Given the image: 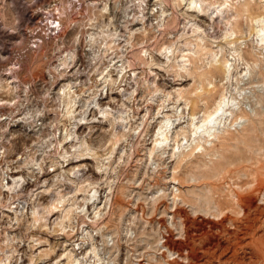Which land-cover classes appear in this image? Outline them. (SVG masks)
I'll return each mask as SVG.
<instances>
[{
	"label": "rangeland",
	"instance_id": "1",
	"mask_svg": "<svg viewBox=\"0 0 264 264\" xmlns=\"http://www.w3.org/2000/svg\"><path fill=\"white\" fill-rule=\"evenodd\" d=\"M0 264H264V0H0Z\"/></svg>",
	"mask_w": 264,
	"mask_h": 264
},
{
	"label": "bare ground",
	"instance_id": "2",
	"mask_svg": "<svg viewBox=\"0 0 264 264\" xmlns=\"http://www.w3.org/2000/svg\"><path fill=\"white\" fill-rule=\"evenodd\" d=\"M53 29H54V27H53ZM219 111H220V109H215V111H214L212 114L209 115V117L205 120V122H204L201 126L198 127V128H200V129H202L201 132H206V133H207V132L210 131V129L212 128V126L209 125V123L212 122V120H214V119L216 120V119L218 118V112H219ZM197 132H198V131L195 130V133H197ZM237 200H238V199H237ZM238 203H239V202H238ZM245 205H246V204H245ZM232 221H233V220H232ZM236 222H237V221H236ZM222 224H223V223H222ZM217 225H218V224H217ZM219 225H220V224H219ZM219 225H218V226H219ZM185 228H186V233H187V235H189V233L187 232V227H185ZM222 228H223L222 230H223L224 232H226V231H225L226 228H225V229H224V227H222ZM227 231H228V230H227ZM206 237H207V236H206ZM203 240H204V239H203ZM181 242H182V241H181ZM201 242H202V241H201ZM214 242H215V241H214ZM219 242H220V241H219ZM184 243H185V242H184ZM186 243H187V242H186ZM186 243H185V244H186ZM202 243H203V242H202ZM234 243H235V242H234ZM185 244H184V245H185ZM204 244H205V243H204ZM237 244H238V243H237ZM191 245H192V244H191ZM195 245H196V244H195ZM212 245H213V244H211V246H212ZM218 245H219V243H218ZM188 246H189V243H188ZM188 246H186V247H188ZM204 246H205V245H204ZM186 247H185V248H186ZM213 247H214V246H213ZM215 247H218L217 244H216ZM203 248L205 249V247H203ZM201 249H202V248H201ZM225 250H226V249H225Z\"/></svg>",
	"mask_w": 264,
	"mask_h": 264
}]
</instances>
